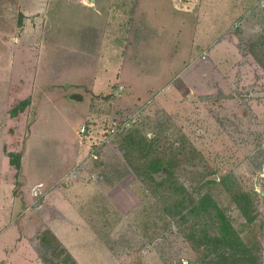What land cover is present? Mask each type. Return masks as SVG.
<instances>
[{"label": "rangeland", "instance_id": "374dc122", "mask_svg": "<svg viewBox=\"0 0 264 264\" xmlns=\"http://www.w3.org/2000/svg\"><path fill=\"white\" fill-rule=\"evenodd\" d=\"M130 133L264 264V0H0V264H232Z\"/></svg>", "mask_w": 264, "mask_h": 264}, {"label": "trees", "instance_id": "16d2710c", "mask_svg": "<svg viewBox=\"0 0 264 264\" xmlns=\"http://www.w3.org/2000/svg\"><path fill=\"white\" fill-rule=\"evenodd\" d=\"M30 102L29 97H25L16 102V104L11 108V114L16 115L18 111L22 108H25ZM129 148L126 150V156L129 163L137 170L139 175L143 179H150L152 181L153 173L164 172L166 175L156 182V187H160V190L163 192H169L170 195H174L179 201L178 205L184 206L185 200L192 202L191 208L189 209L192 213L199 214V220L195 221L198 223L199 234L196 236V233L191 236L192 239H195L196 246L204 245L208 249L212 250L211 261L229 260L232 264H261L253 256V253L250 252V249L247 247L243 237L239 234L238 230L233 226L231 220L222 209V207L215 200L211 190H202L198 194H195L196 190L189 188L187 184L179 181L174 176V163L169 160L167 156L161 154L157 148H154L150 142L145 139L144 141L136 140L133 138L132 133ZM136 135V134H133ZM140 143V147L136 148L137 143ZM135 150L140 151L142 154L138 155V158L142 157L146 160L140 163L139 165L135 164L130 155L134 153ZM10 156V162L14 164L18 169L21 168V152L19 151H8ZM151 156V157H149ZM153 181V182H154ZM261 193H264V186H262ZM198 196L195 199V196ZM187 205V204H185ZM182 206V207H183ZM242 208V207H241ZM247 219H251L250 212L247 208H242ZM172 212V211H170ZM205 220H209L211 224H214L216 228L209 232L205 228ZM55 237V236H54ZM43 239L46 236L43 234ZM57 239V237H56ZM59 242H61L58 239ZM195 246V247H196ZM69 257L72 258L73 264H77L73 256L67 251L64 247ZM253 259V262H252Z\"/></svg>", "mask_w": 264, "mask_h": 264}, {"label": "crops", "instance_id": "0c3cea01", "mask_svg": "<svg viewBox=\"0 0 264 264\" xmlns=\"http://www.w3.org/2000/svg\"><path fill=\"white\" fill-rule=\"evenodd\" d=\"M28 95V94H27ZM27 97V96H26ZM29 97V96H28ZM25 98V97H24ZM21 99H23V98H21ZM8 101V100H7ZM13 101V103H16V101H14V98L13 97H11V99L7 102V105H9L10 104V102H12ZM1 152H2V150H0ZM23 153H24V148H23ZM2 154H3V156L5 157V160H7L8 159V161H9V163H10V167H11V162H10V157L7 155V154H5V152H2ZM1 158H2V156H1ZM1 160H3L4 161V159H1ZM6 162V161H5ZM22 163H23V158H22ZM13 168V167H12ZM10 170V169H9ZM14 171V170H13ZM15 172V171H14ZM22 173L24 174V170H22ZM25 175V174H24ZM0 177H1V179H0V181L2 180V174H1V172H0ZM41 183V182H40ZM27 184V182L23 185L22 184V186H24V193L27 195V186H28V184ZM43 185V184H42ZM39 186V185H38ZM1 197H0V204H1Z\"/></svg>", "mask_w": 264, "mask_h": 264}, {"label": "water", "instance_id": "95a60500", "mask_svg": "<svg viewBox=\"0 0 264 264\" xmlns=\"http://www.w3.org/2000/svg\"><path fill=\"white\" fill-rule=\"evenodd\" d=\"M71 100L79 101L84 98V95L80 92H72L68 95Z\"/></svg>", "mask_w": 264, "mask_h": 264}]
</instances>
